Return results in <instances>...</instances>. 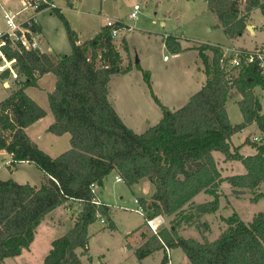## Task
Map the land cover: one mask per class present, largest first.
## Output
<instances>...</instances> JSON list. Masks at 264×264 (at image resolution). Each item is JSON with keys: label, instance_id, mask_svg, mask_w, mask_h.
<instances>
[{"label": "trees", "instance_id": "obj_1", "mask_svg": "<svg viewBox=\"0 0 264 264\" xmlns=\"http://www.w3.org/2000/svg\"><path fill=\"white\" fill-rule=\"evenodd\" d=\"M193 1V0H191ZM224 33L234 38L246 28L252 9L264 0H205ZM65 25L71 51L67 54L3 47L6 59H14L16 77L9 94L0 101V150L12 156L13 164L33 163L42 173L39 186L0 179V264L7 257L19 255L33 241L36 227L58 206L74 204L72 227L51 241L44 264H83L76 249L87 251L88 226L99 217H108L107 206L95 204L89 186L103 185L111 171H116L127 186L146 178L154 185L149 199L139 197L145 218L163 215L171 218L170 227L159 228L134 250L138 260L164 245L179 247L190 264H264V210L248 223L234 212L223 218L227 224L214 240H197L177 233L183 224L194 223L206 213L219 208L218 187L228 182L233 193L257 189L264 182V137L251 142L256 152L244 156L239 146L231 148L230 137L255 123L264 136V112L254 92L264 89L261 67L248 64L234 71L221 65L220 45L200 44L197 49L203 63L206 81L188 101L175 110L160 103L151 87L150 73L142 70L143 78L163 116L143 132L129 128L108 99V82L112 74L126 73L130 62L123 66L122 56L107 26L83 43L69 26L59 8L52 7ZM127 51L125 38L121 39ZM167 49L177 52L178 40L164 36ZM206 50L211 55L205 53ZM45 73H53L54 89L48 103L54 121L47 131L69 133L70 147L56 157L40 149L26 134V127L45 116L46 111L25 89L37 86ZM9 69L1 72L9 77ZM241 94L238 106L243 120L232 124L225 104L231 89ZM246 141L250 142L247 138ZM221 152L226 159L239 160L246 171L222 177L212 152ZM211 194L209 201H192L200 192ZM263 196L255 193L251 201ZM191 210L184 211L185 205ZM174 227V229H172ZM164 256L160 264H166Z\"/></svg>", "mask_w": 264, "mask_h": 264}, {"label": "rangeland", "instance_id": "obj_2", "mask_svg": "<svg viewBox=\"0 0 264 264\" xmlns=\"http://www.w3.org/2000/svg\"><path fill=\"white\" fill-rule=\"evenodd\" d=\"M53 1L68 21L69 26L77 32L78 37L83 41L91 38L101 29L102 24L105 21V16L122 20L132 26L131 30L125 33V40H127L129 48V61L131 64L130 76H132V84L137 85L139 91H143L146 95L152 98L150 90L143 78L142 70L137 67L138 64L143 70L149 71L151 87L159 101H161L160 98H166V82L173 73H175V83L181 82L183 79L179 65H175V62L172 61V59H170V61L163 60L164 55L169 56L173 52L164 46L163 36L165 32L182 33L185 36L183 40L185 45H200V43L197 42L198 40L209 43L234 45L237 48L242 46L252 47L249 50L257 47H264V14L260 7L252 9L249 13L247 25L250 27H246L241 35L230 38L218 25L216 16L207 8L206 1L204 0H70L74 2V7L67 5L66 2L69 0ZM134 3H138L141 6L139 16L136 20L129 19L128 17ZM40 20L46 33V44L43 43L44 46L42 44V47L46 49L47 46H50L53 51H57L56 53H69L70 44L67 39L63 20L56 13L51 12L50 14L49 11L44 12ZM162 20L165 21L164 25L161 24ZM2 26L3 20L0 10V27ZM253 29H256L254 34H252ZM122 35L124 34L119 35L117 38H113V41L118 49L123 50L121 41L123 38ZM222 49L224 50L223 47ZM125 52L127 51H124L123 55H125ZM126 64L127 62H125L123 66ZM138 72H140L139 76L142 77H139L140 79L137 82V75L135 74H139ZM115 74L118 75V73ZM49 76L51 79L48 78L41 83L40 86L42 88H37L36 86L28 87L30 95L36 99L33 98V100L46 108L48 107V98L47 92L45 91L48 90V80L53 81L55 79L53 73H50ZM116 80L117 77H114L111 81V91H113L115 85H117ZM254 90L260 100H264V96L263 99L261 97V94L264 95V91L260 92V88L258 87ZM157 93H159L160 98L157 96ZM233 94L234 92L232 91V95ZM237 100L238 96L231 98L228 103L229 116L234 123L242 120ZM154 103L161 109L155 101ZM163 103H166V101L164 100ZM47 134L48 136H56L50 132ZM254 135H257L255 134L254 129L249 127L243 132L234 135L232 137V142L235 145H238L242 143L246 137H252ZM257 141L258 140H255V142ZM239 153H254V149L250 144L246 143L244 148L239 150ZM220 154L222 155L221 152L215 151L216 156H220ZM19 170L21 176L24 177V175H26L30 181H39L40 171L38 169L20 167ZM244 172V165L241 161L237 160L233 172H226L225 170L224 173L228 175ZM147 180L148 179H144L140 182L136 193L144 196L148 194L149 187L145 184ZM122 186H124V184ZM260 186L259 192H262L263 196L256 201H251L254 194L258 193V188L247 190L240 195H236L233 193L231 185L226 181H222L218 187L219 208L215 212L206 213L204 216H200L194 223L183 224L182 222V225L179 228L183 226L180 230H186V232H183V236L193 237L197 240H203V238L210 241L214 240L227 227L223 218L228 217L234 212L245 223L250 222L257 212L264 210V182H262ZM125 188V190H127V187ZM104 196L105 198L110 199L112 195L108 196L106 191H104ZM133 197V193L128 190L125 200L133 205ZM194 198L195 201L201 203L211 200L213 196L202 191ZM112 203L113 202H111V204ZM116 203V205L109 208V218L114 220L117 227L115 230L109 227V220L107 217H103L105 223L101 222V218H97L89 225L88 235L90 257L87 253H83L82 250L80 252L84 264H133L137 261V257L133 252L126 248L122 251L121 247L124 246L127 241V232H131L138 225L142 224L144 218L139 213L127 211L122 207H119L120 202ZM188 210H191L189 204L184 207V211ZM53 211L54 213L65 211L66 213L54 216L51 219L52 223L66 221L67 224H69V219L74 218L77 209L74 204V206L72 205L70 208L64 206V209L58 206L53 209ZM171 218L172 217L164 218L167 227H170ZM46 220H48V218ZM70 225L71 224H69L68 228L71 227ZM162 225L163 223L158 226V229ZM142 229H144L147 234H153V231L148 227H143ZM65 232L66 228L61 225H51L45 221L41 222L37 228L36 238L32 245L33 253L29 255L30 258L26 260V256H24L21 261H18L17 259H9L5 264H43V256L50 249L49 241ZM139 233L140 231L133 232V234L128 237V240L133 243L136 237L139 236ZM160 255L161 254L159 253L153 254L145 260L144 264H160ZM171 256L175 264H185V259H187L179 247L171 249Z\"/></svg>", "mask_w": 264, "mask_h": 264}, {"label": "crops", "instance_id": "obj_3", "mask_svg": "<svg viewBox=\"0 0 264 264\" xmlns=\"http://www.w3.org/2000/svg\"><path fill=\"white\" fill-rule=\"evenodd\" d=\"M49 1L51 3H53V5L55 7H57V5L55 4V2L53 0H49ZM1 3L5 4V5H11L13 7H16V6L19 5L20 1L19 0H0V4ZM66 3H67L68 6L74 7V2L73 1L69 0ZM0 10H1V7H0ZM47 11H49L50 14L52 12L51 9H45L38 16L39 28L41 30L42 44L45 43L46 33L44 31V28H43V25L41 23L40 18L42 17L44 12H47ZM106 18H111V17L105 16V19ZM161 24L164 25L165 21L162 20ZM104 25H105V21L103 22L102 27ZM255 32H256V29H253V33L252 34H254ZM95 34L92 37H94ZM169 34H171V35H173V36H175L177 38L180 49H179V52L177 51V55L175 57L169 56L168 59H163V60L164 61H170V59H172V61L175 62V65H179V69L181 71V75H182L183 79H182L181 82L175 83V79H174V74L175 73H173L172 76L169 78V80L166 82V87H165V91L167 92L166 93L167 94L166 98H164V99L160 98L159 97V93H157V96L160 98V100H161L160 102L164 106H166L170 110H175V109L181 107L182 105H184L188 101L189 97L192 94H194L195 92H197L202 87V85L206 81V74H205L204 69H203L202 60H201V58L199 56V51L197 49V46L199 44H197V46L195 44L193 46L191 44L185 45V43L183 42L185 36L182 33L178 34L176 32H173V33H166L165 32L164 36L169 35ZM122 36L125 38V34L122 35ZM91 38H89V39H91ZM89 39H87V40H89ZM87 40L83 41V40H81L78 37L77 43H83V42H86ZM163 42H164V40H163ZM197 42H199L200 44L202 43V44L221 45V47H223L225 49H232V48L236 47L234 45H225V44H221V43H209V42H202V41H198V40H197ZM126 43H127V40H126ZM43 46H44V44H43ZM164 46H165V44H164ZM127 48H128V44H127ZM239 48H243V49L247 48V50H249L252 47L242 46V47H239ZM42 50H43V52H48V53H56L57 52V51H53V49H51L50 46L49 47L47 46L46 49H44L42 47ZM70 51H71V48H70ZM119 51H120V54L122 56V64H124L125 62H127V64H128L130 62L129 61V48H128L127 52H125V55H123L124 51L122 49H119ZM205 53L208 54V55H211V52L209 50H206ZM2 64H3V61L0 59V65H2ZM12 64L13 63H11L10 66ZM6 68H7V65L4 67L3 70L0 69V74ZM130 73H131V70L129 72H126V73H123V74H119L118 73V75L117 74L111 75L110 80L108 82V99H109L111 105L113 106L114 110L117 112V114L122 119V121L129 128H131L133 131L140 133V132H143L144 130H146L148 127L156 124L162 118L163 113H162V110L154 103V101H153V99L151 97L146 95L143 91L142 92L139 91L137 85H133L132 84V76H130ZM138 73L139 74H135V75H137V82L140 79L139 77H142V76H139L140 72H138ZM49 75H50V73H45L42 76H40L38 78V80H37V86L36 87L37 88H42L40 86L41 83L44 80H47L50 77ZM15 77L16 76H14L12 73H10L9 77L2 78L0 76V85H1V87H0V101L3 100L9 94L10 88L12 86V82H13ZM112 77L113 78L117 77V80H116L117 81V85H115L113 91H111V89H110V84H111V81L113 79ZM49 79H51V78H49ZM55 81H56V78L53 81L52 80H48V82H49L48 83V90L45 91V92H47V95H48L49 92H51L54 89ZM256 87L260 88L259 86H256ZM232 91L234 92L233 95H232ZM261 91H264V89L260 88V92ZM25 92L28 95H30V93L28 91V87L25 89ZM254 92H255V90H254ZM255 94L257 95L256 92H255ZM30 96H31L32 99L34 98L32 95H30ZM236 96H238V100L237 101H239L241 99V94L238 93L235 90V88L231 89L229 97H228V99L226 101V104H225V108H226L229 120H230V122L232 124L240 123L243 120V117H242L241 121L234 123L233 121H231L230 116H229V112H228V103L230 102L229 100H231V98H235ZM263 96L264 95L261 94L262 99H263ZM258 98H259V96H258ZM164 100L166 101V103H163ZM259 100H260V98H259ZM260 103H261L260 111L263 113L264 112V100H262V101L260 100ZM40 106L46 111L45 116L40 118V119H38L37 121H35L31 125H29L28 127H26L25 131H26V134L28 135V137L40 149L44 150L51 157H56V156H58L59 154H61L62 152H64L65 150H67L70 147V142H69L70 135H69V133H64L62 135H56L55 137L48 136L47 133L49 131H47V128L54 121V117H53V114L50 111L49 103H48V107L47 108L43 107L42 105H40ZM249 127L253 128L255 134H257V135H254L252 137L248 136V137H246L244 139V141L242 143H240L238 145H235L232 142V137L234 135L240 133V132H243L244 130H246ZM255 137L261 138L260 140L257 141L259 143L264 136L259 131V129L257 128L256 124L252 123V124L244 127L242 130L238 131L237 133L233 134L230 137L231 148L234 147V146H239V149H238V151H239V150H242V148H244V145L246 143H248V144H250L252 146L251 142H255V140L252 139V138H255ZM247 138L249 139L250 142L246 141ZM253 149H254V153H255L256 152L255 147H253ZM254 153H245V154L244 153L243 154L240 153V154H242L244 156H247V155H252ZM212 154H213V157L215 158V161L217 163V167H218L222 177H227V176L234 175V174H228L227 175L224 172H225V170H226V172L227 171L228 172H233V170L235 168V162L237 160L226 159L223 154L222 155L220 154V156H216L215 155V151H213ZM0 158H1L0 179H2V180L13 179L14 181H16L18 183H29V184L35 185V186H39L40 183L42 182L43 173L33 163L23 161V162H19V163L13 164V163H11L12 162L11 154H9L6 150H3V149L0 150ZM219 162H221V163H219ZM4 167H7V168H4ZM20 167H30V168H33V169H38L40 171L39 181L38 182L30 181V179H28V177L26 175H24V177L21 176L20 170H19ZM245 171H246V169H245ZM240 174H242V173H240ZM117 175L118 174H117L116 171H114V170L111 171L107 176H105V178L103 180V185L101 187H98L97 190H96V196H97L98 200L101 202L100 204H104V205L107 206V211H108V217L107 218L109 220V227H111L113 230H115L117 227H116V224H115L114 220L109 218V213H110V209L109 208L111 206L116 205L117 204L116 202H120V205L118 204L119 207H124L125 206V207H128L129 209H124L123 208L124 210L136 212L134 210L136 208V204L134 203V199L135 198H139V197H143L145 199H149L151 197V195L153 194V192H154V185L149 180H147V182L145 184L148 185V187H149L148 194L144 196V195H140V194L136 193L137 192V187H139L138 185L140 184L141 181H143L146 178L140 179L137 183H135V184H133L132 186L129 187L123 182V180L122 181H116L115 176H117ZM120 183H122V184H120ZM123 184H124L125 187H127V190H125L126 188L124 186H122ZM260 187L261 186L259 185L257 192H259V188ZM128 190L131 191L133 193V195H134V197L132 198V204L133 205H131L129 202H127L125 200V196H126V193L128 192ZM104 191H106V194L108 196L112 195L110 199L105 198ZM192 201L194 203H196V204L200 203V202L195 201L194 197H193ZM111 202H113V203L111 204ZM60 207L62 209H64V206H60ZM64 213H66V212L65 211L64 212L60 211L58 213H54V211L52 210L50 213H48L46 215V217H45V219L43 221H45L48 224L50 223L51 225L52 224L61 225V226L66 228V232H67L72 227L73 222H74V218L73 219H69V221H70L69 224H71L70 225L71 227H69V228H68L69 224H67L66 221H60V222L58 221L56 223H52V221H51V219L54 216L61 215V214H64ZM136 213H138V212H136ZM141 215L144 218L143 223L138 225L131 232H129V231L127 232V234H126L127 241L124 244V246L121 247L122 251H124L125 248H126V249H128V250H130L131 252L134 253V250L137 247L141 246L145 242V240L152 235V234H147L146 231L144 229H142L143 227H148V226L146 225V222H145V219H146L145 218V214H141ZM204 215L205 214H203L202 216H204ZM170 217H172V216H170ZM47 218H48V220H46ZM99 218H101V217H99ZM155 218H162L163 219V221H161L160 224H159V225H161V223H163V225L160 228L167 227L165 222H164V220H165L164 218H166V216L158 215ZM43 221H41V222H43ZM102 223H105V219H104V222H102ZM38 227H39V225L35 229L33 241L30 243L29 247L23 249L22 252L19 255H17V256L5 258L4 261L2 262V264H5L6 261H8L9 259H17L18 261H21V259L24 256H26V260H28V258H30L29 255H31L33 253L32 252V245H33V242L35 241ZM88 228H89V226H88ZM173 228L174 227H172V229ZM181 228H183V226ZM181 228L177 229V233L179 235L183 236V232H186V230H180ZM138 231H140L139 236L136 237V239H135V241L133 243L130 242V240H128V237L131 234H133V232H138ZM88 237H89V235H88ZM53 239H51L49 241L50 242V248H51V241ZM89 247L90 246H89V239H88L87 251H86V253L88 255H89ZM171 249H174V248H171ZM49 250L43 256V260H44V257L46 256V254L49 252ZM81 250H82L81 248H78V249H76V252L79 254V257H80V259H81V261L83 263V260H82V258L80 256ZM25 253H26V255H25ZM157 253L161 254L160 255V262H161V260H162V258L164 256V251H163L162 248L153 251L151 254L147 255L146 257H144L141 260H138V258H136L137 261L134 262L133 264H144L145 260L148 257L152 256L153 254H157ZM89 257H90V255H89ZM170 257L172 259L171 251H170ZM172 261H173V259H172ZM184 263L185 264H190L187 259H185ZM176 264H178V263H176Z\"/></svg>", "mask_w": 264, "mask_h": 264}, {"label": "built area", "instance_id": "obj_4", "mask_svg": "<svg viewBox=\"0 0 264 264\" xmlns=\"http://www.w3.org/2000/svg\"><path fill=\"white\" fill-rule=\"evenodd\" d=\"M20 3L18 6L13 7L11 5L0 4L1 7V17L3 20V26L0 27V59L3 61V64L0 65V69L3 70L7 65L6 69H9L10 73L16 76V72L12 68L11 63L14 62V59L8 60L3 55V47H12L26 50H42V37L41 30L39 28V14L45 9H51L55 7L53 3L49 0H19ZM141 6L138 3L133 4L128 17L129 19L136 20L139 16ZM105 26L109 28L112 38H117L121 34H125L131 30L132 26L125 23L119 19L106 18ZM177 52H172L169 56L175 57ZM168 55H164V59L169 58ZM221 65L226 69V71L234 68V71H237L244 65L256 63L264 74V47H257L252 50H247L243 48H232V49H222V58L220 60ZM261 138L255 137L254 140H260ZM116 181H122V178L117 175L115 176ZM91 192L95 195L93 197V202L95 204H100L96 196V190L98 188L96 183H91L89 186ZM136 212L140 214H145L146 211L143 206L140 204L138 198L134 199ZM124 209H129L128 207H122ZM101 221L104 222V219L101 218ZM163 221L162 218H146L145 222L148 227L156 233L160 222ZM164 251L167 256L166 264H175L171 257V249L164 245Z\"/></svg>", "mask_w": 264, "mask_h": 264}, {"label": "water", "instance_id": "obj_5", "mask_svg": "<svg viewBox=\"0 0 264 264\" xmlns=\"http://www.w3.org/2000/svg\"><path fill=\"white\" fill-rule=\"evenodd\" d=\"M247 28L250 27L249 25L246 26ZM174 229V228H173Z\"/></svg>", "mask_w": 264, "mask_h": 264}]
</instances>
